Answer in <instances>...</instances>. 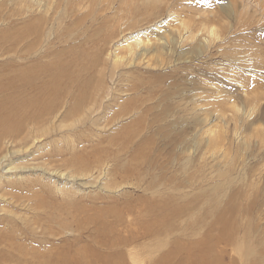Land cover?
I'll use <instances>...</instances> for the list:
<instances>
[{"label":"rangeland","instance_id":"1","mask_svg":"<svg viewBox=\"0 0 264 264\" xmlns=\"http://www.w3.org/2000/svg\"><path fill=\"white\" fill-rule=\"evenodd\" d=\"M40 1L41 12L36 13L38 7L32 6L30 0H0V79L4 82L16 79L24 64L45 66L60 63L62 70L68 74L65 77L68 85H72L69 91L73 96L68 95L70 106L67 103V107L61 108L53 123L29 134L31 141L27 136L25 140L15 138L14 142L5 145L11 171L19 170L20 166L29 168L40 164L55 170L61 167L59 171L63 169V172L73 175L75 172L70 167V159L84 157L91 161L101 156L100 168H93L87 180L99 175L101 180L107 178L112 183L113 180H120L121 174L110 157L119 154L121 163L126 162L135 151H144L151 157L154 166L148 168L147 176L143 174V180H147L150 174L165 181L162 197L169 198L171 204H168V208L170 211L183 209L177 220L184 225L190 222L193 227L204 222L212 223L213 219L206 214L212 207H216L225 217H230V224L239 231V235L235 245L225 248L228 256L224 253V263L231 257L240 264L244 256L251 258L247 256L250 251H258L256 256L263 255L264 132H261L264 131V29H259L264 26L263 20L252 15L249 7L245 12L239 0H229V3L227 0H177L176 3L179 2L181 6L178 8L184 5V16L191 13L190 5L217 7L221 14L230 5L234 6L235 11L229 14L231 23H235L240 12H244L242 18L255 23L253 27L245 28L234 25L229 29L225 43L217 47L216 42H212L209 47L201 49H194L189 47L191 44L185 43L176 46L167 43L159 48L153 42L148 46V53L137 56L125 53L123 45L119 43L143 28L153 41L160 38L158 35H167L171 27H178L177 21L167 19L165 5H159L157 10L152 9L151 5H141L140 0H135L138 5L131 0H85V10H77L79 0H69L75 11L71 12L74 13L70 17V12H66L60 18L59 15L63 13L61 9L68 0ZM174 1L168 0L170 5ZM56 6L60 8L55 9ZM44 7L46 12L42 11ZM58 10L61 13L58 14ZM36 16L47 18L44 19L46 21L41 18V21L34 23ZM56 19L60 24L56 25ZM164 21H167L166 25H162ZM26 28L29 36L23 35ZM249 77L259 83L254 88L256 96H249L244 101L239 81L243 82ZM47 80V77H43L40 82L36 81L40 86ZM79 83L88 85L80 89L84 95L76 89ZM217 88L219 93L215 92ZM250 88L247 85V89ZM230 100L244 113L235 112L229 104ZM249 104L253 111L245 117ZM118 110L128 111V114L114 116L111 120V115ZM139 118L142 120L137 126L135 120ZM36 173H23L19 178L8 179L7 185L4 183L0 190V208L3 207L0 214L8 211V218L7 222H0V228L3 227L0 232L2 235L10 233L23 244L38 245L41 252L52 253L55 258L58 252L67 250L68 244L73 243L77 235L76 231L67 232L65 225L73 230L84 222L87 227L82 237L84 239L94 228L95 219L101 230V224L105 221L100 218L99 207L105 206L106 202L105 199H94L98 193L102 195L96 187L83 189L81 186H67L71 188L65 189L62 186L65 181L51 179L47 175L38 179ZM125 194L129 196L128 199L124 197ZM141 194L147 196L148 200L153 198L150 193L142 192L131 184L122 185L109 195L118 196L120 203L128 200L138 211L141 204L136 198ZM231 206L234 208L230 214ZM239 208L248 213H239ZM175 225L179 226L176 222ZM172 228L175 230L173 235L146 240L153 243L150 244L151 255L135 249L137 253L126 256L127 263L152 264L161 255L155 250L156 246L165 244L162 248L165 251L175 238L188 244L189 230L183 234L182 229L176 226ZM14 230H18L19 234ZM217 230L206 231L203 228L191 238L204 247L212 242L209 239L217 236ZM50 231L57 234L51 235ZM47 240H53L54 248L52 245L49 250L45 248ZM156 241L159 244L154 243ZM86 242L90 247H97L89 238ZM27 246H23V249ZM200 252L198 249L188 254L176 252L173 262L194 264L193 256ZM254 259H250L251 263Z\"/></svg>","mask_w":264,"mask_h":264},{"label":"bare ground","instance_id":"2","mask_svg":"<svg viewBox=\"0 0 264 264\" xmlns=\"http://www.w3.org/2000/svg\"><path fill=\"white\" fill-rule=\"evenodd\" d=\"M63 1L65 2V0ZM131 1H135V0H131ZM171 1L173 0H170V2ZM227 1L229 3V0ZM239 1H241L240 2L241 4H239L240 7H242V9L245 12L247 7H249L252 11V15H255L258 18H260L261 20H263L262 22L264 23V0H239ZM30 2L31 5L34 6L35 8L38 7V9L36 8L35 10L36 13L37 12L40 13L41 1L30 0ZM140 2L141 5H145V4L148 6L151 5L152 9L157 8V10L160 8L159 5L161 4H163V6L165 5L168 13L167 19H171L172 21L175 20L178 22L179 25H177L178 27H175L176 25L174 27H171L170 30L167 31L166 33L167 35H165V33L163 35L161 34L162 36L158 35L160 38H157L156 40L153 41L147 37L149 34L147 33L146 29L144 30V28L142 30H138L135 33H132L131 35H128L127 37H125L124 41L119 44L123 45V49L125 50V53H129L131 55L141 56L142 54L148 53L149 52V50H147L148 46L153 42H156L157 43L156 45H159V48L160 47L162 48L164 44L167 43H171L175 46L176 44L182 45L183 43H185V44H191V46L189 47H195L194 49L196 48L201 49V47H209V45L212 42L214 43L216 42L215 47H217L218 45H220V43L221 44L225 43L224 40L228 37L231 28H234V25H236V28L238 27L245 28L249 26L253 27L254 25L253 23H255L247 18H242V14L244 12H240V16L235 20V23H231V21L229 20L230 19L229 14L235 11H234V6H230V5L226 6V8L224 9L226 11H224L223 14H221L218 11L217 7L215 8H212V6L205 7L204 4H201V6L203 7L188 5L189 6L188 8H190L191 13H189V15L185 14L186 16H184L182 14L183 12L182 10H184L183 7L184 5H182V8H178V6L180 5H178L179 2L176 3L177 0L171 3V5L169 4L168 0H140ZM77 3L78 5H80L79 3H82L81 6L76 5L77 10L80 8L84 9V3L86 4L85 0H79V2ZM134 3L137 4L136 1ZM56 4L58 6V2ZM64 4H65L64 8L61 9L63 13L59 12L58 10V14L61 13L59 17L60 16L63 17V14H65L66 12H70L69 14L70 17V15L74 13L71 12L75 11V7L72 6L69 0L67 1V4L66 2ZM137 5H135V7H138ZM49 7L51 6L49 5ZM58 8H60V6L55 9ZM130 8H132V5ZM55 9H53V11ZM46 10L47 9H45V7L44 9H42V11L44 12H46ZM221 10H223V8H221ZM55 12L56 10L53 13ZM66 17L68 16L66 15ZM41 18H39L38 16L34 17L35 20L34 23H36V21L38 22L41 21ZM46 18L47 17L45 16L43 20ZM57 19L61 22V19L59 18ZM131 19L133 20V18ZM129 21L130 20L128 19V22ZM60 22L56 23V25L60 24ZM116 22L119 23L118 21ZM164 23L165 24L162 25H166L167 21H164ZM39 24H41V22ZM172 24L174 25L175 23ZM168 25H169V21H168ZM125 26L126 24L124 25V27ZM259 29L260 30L264 29V26ZM124 31L126 32V30ZM28 34H29V30L27 28L23 30V35H28ZM155 37L156 36H154L153 39ZM37 41H39V39ZM119 60L120 59H118V61ZM41 66L43 68H39ZM17 74L18 75L16 79H9L6 82L0 79V190L3 188L4 183L5 185H7L8 179L10 178L12 179L16 177L19 178V176H23V173H27V172L33 175L35 172H37L35 175L39 176L38 179H40L41 176L47 175V177H50L51 179L54 178L56 180H60L61 182L65 181V183L62 185L64 186L63 188L65 189L71 188V187L67 188V186H75V187L81 186L83 187V189L87 187L89 188V186L96 187L98 192H100L102 195L98 193L94 199H102V200L105 199L106 202L105 206L102 205L103 206L102 208L99 207L100 214L98 213L100 215V218H103L105 222L101 224V230H100L99 225H97V219H95L96 217H94L95 219L93 221L94 228L92 229V231L90 232L88 231L89 236H86V239L89 238V240L94 242V244L97 245V247H93V246L90 247L89 244L86 242V239L82 238L84 237L83 235L85 233V229H87V227H85L84 222H82L83 224L82 223L79 224L73 230H69L70 227L68 225H65L64 229H66L67 232L72 233L73 231H76L77 235L75 241L73 243L68 244L67 250L63 252H58L55 258H53L52 253L41 252L40 248H38L39 247L38 245L33 244L29 246V244H23L22 242L14 238L12 235H9L10 233H8V235H2V233L0 232V264H99V263L128 264L126 260V256L128 255L133 256L135 253H137L135 252V249H141L144 253H148L151 255V253H153L150 246L151 243L146 242V240H148L149 238H157L161 235H166V236H169L170 234L173 235L175 232V230L172 228L173 226L182 229L181 232L183 234L188 233L189 230L191 234L189 235L190 240L188 244L183 243L178 238H175V240L170 242L172 243L170 247L164 251L162 250V248L166 246L165 244H159V242L157 243V241L154 242L159 244V245L155 244V246L157 245L155 250L159 251L161 255L159 257H157L158 256L157 255L156 256L157 259L152 264H175L173 262V256L175 255L176 252H185L188 254L190 253V251L197 249L201 251L199 254L195 253L194 256L192 254L190 255L191 258L192 256L194 257V261H195L194 264H237V261L231 257L229 258L228 261L224 263V253H226L225 248L227 246L235 245L236 244L235 239L239 235L238 234L239 231L237 232L235 227H233L230 224V217H225L221 211H218L216 209V207H212L211 209L207 210L206 213L209 214L210 217L213 219L212 223L204 222L201 223L200 225L196 224V227H193L191 226L190 222L185 223L186 225H184L183 222L177 220V217L182 214L183 209L175 208V210L170 211V209L168 208L169 207L168 204H171L169 198L165 199V197H162V193L166 188L165 181L150 174L148 175L149 178H147L148 181L146 179L143 180L144 178L143 176L144 175L147 176L148 174L147 173L148 168L151 169V167L154 166V163H152L151 161V157L147 156L144 151L139 152L137 150L136 152L135 151L136 149H134L135 152L132 154L130 153L131 155L130 157H128V160L126 162H121V163H119L120 157L118 159L119 154L117 153L115 154L117 157H110L114 162H116L117 164L116 168L121 174L120 180L118 181L113 180L112 183H109L110 179L107 178L101 180L99 175L96 176L94 179H89V181L87 180V175H89L90 171L93 168L96 167L100 168L102 163L99 160V158L101 156H98L91 161H88L84 157H73L72 159H70V164H71L70 167L73 168V172H75L73 173V175L70 173L63 172V169L62 172L59 171L61 167L60 168L58 167L59 170H55L40 164H34L32 167L29 168H27L28 166H20L19 170L11 171V169L8 167L9 163H7L8 149H6L7 147L5 145L7 143L14 142L15 138H20L21 140L22 139L25 140L27 136L28 137L30 136L29 134L32 131L37 132V129L42 128V126L44 127L50 122L53 123L55 121V118L59 116L58 113L59 112L61 113L60 109L61 108L64 109V107H67V103H68L67 101L69 99L68 95H72L71 92L69 91L72 85H68V81H67L68 79H66L65 77L68 74L65 73V70L64 71L62 70V66L60 65V63L45 65V66L35 63L34 64L29 63L27 65L24 64L21 65L19 72ZM43 77H47L48 80L47 82H43V84L39 86L38 81L40 82L41 78ZM239 83L241 84L242 87L244 101H247L249 96H256V92L254 88H256L255 85L259 83L256 79L249 77L246 78L245 81L243 80V82L239 81ZM86 84L87 83L85 84L79 83V88H76L79 89L78 91L79 93H81L80 89H83ZM247 85L251 87L250 90L247 89ZM217 90L218 88L215 90V92H218ZM81 95L84 94L81 93ZM69 103L71 102L69 101ZM229 104L232 106L235 112H240V113L242 112V114L244 113V111H242V108L240 109V107L237 106L233 102V100H230ZM69 110L71 113L72 111L71 107ZM250 111H253V107L251 106L247 110L245 117L248 116V113L250 114ZM127 114L128 111L118 110L113 115H111L110 118L111 120H113L112 118L114 116L123 117L126 116ZM101 116L103 117L104 115ZM100 118L97 117V119ZM141 120H142L141 118L135 120L136 121L135 125L137 124L138 126V123L141 122ZM93 121H96V119L95 120L93 119ZM108 121L110 122V119H108ZM261 127L262 125H260V128ZM263 132L264 131H262L261 133ZM235 134L237 135V132H235ZM31 138H33V136ZM29 140L31 141L32 139H30L29 137ZM21 147H23V145ZM121 148L120 150H122ZM16 149L17 148H15V150ZM120 150L118 152H120ZM81 153L83 152L81 151ZM60 160L61 159H59V161ZM107 173H110V170H107ZM128 184L134 186L136 185L137 189L140 188L142 192H148L150 193L151 197L153 196V198H149V200L148 197L145 195L143 196V194L138 196L136 200L141 204V207L140 208L138 207L139 208L138 211L134 209L133 205L130 204L128 200L120 203L118 200V196L109 195L111 193L116 192L119 189V187H121L122 185H128ZM79 189L80 187L78 188V190ZM156 195H158L159 198ZM124 197L128 199L129 196L125 194ZM66 208L68 207L66 206ZM233 208L234 206L230 207L229 209L230 214ZM239 209H238L239 213L247 212L243 208H239ZM0 211H3V207L0 208ZM77 211L84 212L83 209H77ZM210 213H212L214 216H212ZM126 216L128 218L125 219ZM7 218H8V211L2 212L0 214V222H7ZM175 222L179 226L175 225ZM2 228L3 227H1L0 229ZM203 228L206 231L216 228L218 229L217 230L218 233L215 238H213L212 240L209 239V241H212L210 244L201 247L200 243L197 240L192 239L191 237L199 234L200 230H203ZM14 231L17 232L18 230H14ZM16 234L18 235L19 233L17 232ZM50 234L56 235L57 232L50 231ZM205 234L207 236H210L209 233H205ZM52 241L50 240L45 241V248L47 250H49V246L51 245L52 248H54V245L51 243ZM151 245H153V243ZM23 246H27V247L23 249ZM100 247H105V248L100 249ZM157 251H155L154 254H156ZM209 251H212V253H210ZM261 252L264 253V251ZM257 253L258 251L256 250L250 251L247 254V256H250L251 258H246V256L244 257L242 256L243 258L240 261V264H264V254L263 255L260 254L256 256ZM250 259H254L253 263H251ZM148 264H150V262Z\"/></svg>","mask_w":264,"mask_h":264}]
</instances>
